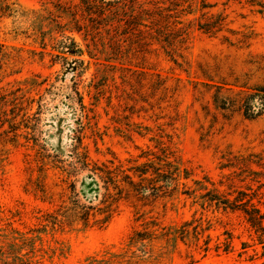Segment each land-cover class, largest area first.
<instances>
[{
  "label": "rangeland",
  "instance_id": "1",
  "mask_svg": "<svg viewBox=\"0 0 264 264\" xmlns=\"http://www.w3.org/2000/svg\"><path fill=\"white\" fill-rule=\"evenodd\" d=\"M155 1L173 11L169 36L127 25L111 40L90 11L74 24L80 0H0V264H264L244 214L211 201H264V106L245 101L264 85V0L128 6ZM164 148L181 169L158 166L174 173L164 187L152 170L107 223L63 217L103 206L104 181L82 191L85 154L139 181Z\"/></svg>",
  "mask_w": 264,
  "mask_h": 264
},
{
  "label": "trees",
  "instance_id": "2",
  "mask_svg": "<svg viewBox=\"0 0 264 264\" xmlns=\"http://www.w3.org/2000/svg\"><path fill=\"white\" fill-rule=\"evenodd\" d=\"M129 1L130 0H80L79 5L74 3L70 5L68 8L69 12L73 16L74 24H79V20L77 17L79 16L78 13L80 11H90L92 14H95L97 19L98 26H102L103 29H107L108 33L111 34L112 39L115 40L119 29L121 27H125L128 25L129 29L136 28L139 32L147 31L150 33L151 37L156 38L159 40V36H169L170 33L168 30L173 28L172 26V17L173 11H170L168 6H165L163 3L159 1H155L153 4V8L142 7L140 5V11L136 13V10H130L129 8ZM85 9V10H84ZM82 16V15H81ZM95 21L94 16H90L88 22L92 23ZM135 24V25H134ZM78 26V30H85L88 34H91V28L89 25L85 26V29L81 28V25ZM142 27H146V30H143ZM207 31H209L208 27H205ZM127 34V32H125ZM70 42L68 51L74 55H81L84 53L83 49L80 48L78 43L72 38L69 37ZM167 40V39H166ZM262 60H264V55L260 56ZM257 93L249 94L245 101H249L251 103V98L254 95L260 96L259 99L262 100L261 106H264V85L259 86L257 88ZM259 102V101H258ZM248 103V105H250ZM168 148H164L162 151L163 153H158L159 151H149L147 161L142 163L141 165L137 166L136 173L139 177V181L135 180L134 175H126V180L123 178L124 174L126 173L122 167L119 166H109L106 163H102L101 165L97 162H91L90 158L87 154H85L84 159L80 160V162L86 166V168L90 171L85 179L82 181V191L83 193L86 190L96 191L100 189V180L104 181L105 189L107 190L106 194L104 195V201L102 207H98L97 211L91 213V207H87V209H83L80 205H76L75 207H66L64 209L63 217L65 219L69 218V214L72 212L75 221H82L83 223H89L91 218H96L98 216V212L104 211L105 214L103 218H96V223H107L111 216H112V209L117 201L116 197L119 193L127 192L128 197L132 196L131 190L134 189L138 192V194L145 192L142 190L143 188L146 189V184L153 180L148 175L149 171L154 170L157 175L160 177H164L163 179L164 184L157 186L156 184L152 185V189L159 190L160 188L165 186V183H168L169 179H174V173L168 177V172L171 169L161 172L158 166H161L166 162V165L169 167H174V172L178 171L176 175H180L181 169L176 166L171 158V153L167 152ZM161 150V149H160ZM176 158V157H174ZM176 161V160H174ZM113 163V162H112ZM158 170V171H157ZM173 172V171H172ZM128 174V173H127ZM154 174V173H153ZM166 174V175H165ZM126 182L128 186L123 184ZM111 186L115 187L114 189L117 190V195L111 192ZM139 187V188H135ZM132 188V189H131ZM150 188V187H149ZM141 190V191H140ZM99 193V192H98ZM218 197L211 199V201H216L217 206L220 208L222 207L225 211L232 210V211H241L247 222L250 225V230L253 233L255 240L259 245L262 247V256H264V210H263V203L264 201H260L259 203H254L253 196L246 191H239L238 195L235 199H230L227 195L224 194H215ZM253 195V194H252ZM262 204V205H260ZM95 209V208H94ZM58 215V214H57ZM59 216V215H58ZM57 219V217H56ZM62 222L58 220V223ZM109 254L111 252H108ZM99 259H93L94 262H97Z\"/></svg>",
  "mask_w": 264,
  "mask_h": 264
}]
</instances>
